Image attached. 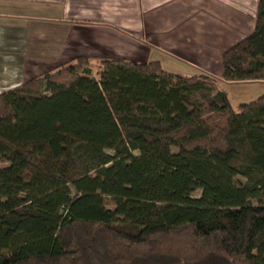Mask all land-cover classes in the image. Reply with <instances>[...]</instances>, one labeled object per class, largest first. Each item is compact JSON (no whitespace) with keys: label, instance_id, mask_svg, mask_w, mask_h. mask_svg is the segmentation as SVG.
<instances>
[{"label":"trees","instance_id":"1","mask_svg":"<svg viewBox=\"0 0 264 264\" xmlns=\"http://www.w3.org/2000/svg\"><path fill=\"white\" fill-rule=\"evenodd\" d=\"M257 1L227 83L264 82ZM4 164L0 264H264V94L78 57L0 94Z\"/></svg>","mask_w":264,"mask_h":264},{"label":"crops","instance_id":"2","mask_svg":"<svg viewBox=\"0 0 264 264\" xmlns=\"http://www.w3.org/2000/svg\"><path fill=\"white\" fill-rule=\"evenodd\" d=\"M236 15L221 0H0V94L96 48H142L144 37V63L162 65L160 55L187 69L175 75L230 84L223 54L255 28H239Z\"/></svg>","mask_w":264,"mask_h":264},{"label":"rangeland","instance_id":"3","mask_svg":"<svg viewBox=\"0 0 264 264\" xmlns=\"http://www.w3.org/2000/svg\"><path fill=\"white\" fill-rule=\"evenodd\" d=\"M231 8L232 13H236V18L238 19V26L239 28H248L249 25H253L256 21V13H257V0H221V9L229 11ZM226 21V20H223ZM241 21H244L242 23ZM241 22L240 26L239 23ZM127 34H132L129 32H126ZM142 48L135 49L134 47L131 48H118L117 46L113 45L112 48H99L94 49L93 51L89 52L90 55H79L76 57L68 58L65 62H63L61 65L51 69L50 71L55 70L56 68L71 62L75 58L78 57H117V58H124L132 60L136 63H144L146 59L140 60V57L136 56V52L140 51L141 53H144V49H150L149 42L144 38L138 40ZM226 52V51H225ZM224 52V53H225ZM158 56V59L161 60L163 66V70H167V72H171L173 74L175 73H181L186 72L187 69H184V66H181L177 63H168L166 62V58L162 57L160 55H153ZM137 57V58H136ZM136 58V59H135ZM153 60H155L153 58ZM210 72V71H209ZM211 73V72H210ZM212 74V73H211ZM209 73L203 72L201 75H209L212 76ZM218 79V78H217ZM216 80V84H219L221 87H223V90L227 93L231 104L235 111L238 112V107L242 103H248L250 101H253L260 97L262 94H264V82H256L260 84H254V83H230L225 84L224 82H221L220 80ZM8 164L0 165V168L7 167ZM200 193H197L196 196H199Z\"/></svg>","mask_w":264,"mask_h":264}]
</instances>
